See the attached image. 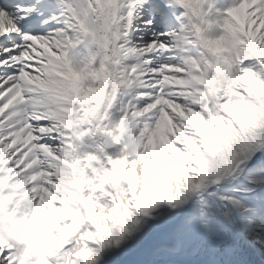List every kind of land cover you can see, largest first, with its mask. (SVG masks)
<instances>
[{
    "label": "snow or ice",
    "instance_id": "1",
    "mask_svg": "<svg viewBox=\"0 0 264 264\" xmlns=\"http://www.w3.org/2000/svg\"><path fill=\"white\" fill-rule=\"evenodd\" d=\"M0 264H264V0H0Z\"/></svg>",
    "mask_w": 264,
    "mask_h": 264
}]
</instances>
